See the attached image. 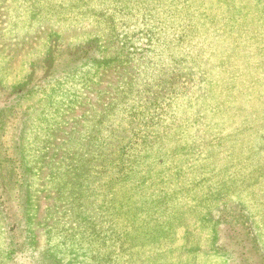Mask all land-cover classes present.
Masks as SVG:
<instances>
[{"label": "rangeland", "instance_id": "374dc122", "mask_svg": "<svg viewBox=\"0 0 264 264\" xmlns=\"http://www.w3.org/2000/svg\"><path fill=\"white\" fill-rule=\"evenodd\" d=\"M0 264H264V0H0Z\"/></svg>", "mask_w": 264, "mask_h": 264}]
</instances>
